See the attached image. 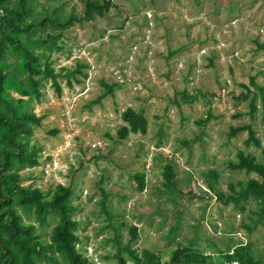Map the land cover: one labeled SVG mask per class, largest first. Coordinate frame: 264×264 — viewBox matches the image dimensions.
<instances>
[{"label":"rangeland","instance_id":"obj_1","mask_svg":"<svg viewBox=\"0 0 264 264\" xmlns=\"http://www.w3.org/2000/svg\"><path fill=\"white\" fill-rule=\"evenodd\" d=\"M111 1L124 13L112 8L94 23L77 22L63 31L60 49L37 48L58 72L84 64L88 76L77 75L80 83L72 80V88L60 78L61 96L51 80L44 81L41 100L30 101L29 110L43 118L31 143L40 149L39 166L17 169L21 185L49 197L60 184L72 187L82 240L78 249L93 264H118L113 257L118 247L111 240L119 228L127 244L131 227L138 229L133 248L139 251L167 252V257L177 243L194 241L198 248L215 243L225 249L232 239L252 243L264 259V218L258 222L254 213L257 200L242 202L245 209L240 210L220 202L209 188L211 183L216 191L231 194L230 185L259 179L232 171L226 163L237 162L239 151L263 161L261 101L252 118L254 93L247 101L239 98L251 78L264 86V50H258L264 44V0ZM37 5L56 9L57 17H82L86 4L39 0ZM45 30L61 32L53 26ZM103 83L114 86V93L96 103L106 91ZM184 93L196 101L185 104ZM128 108L143 112L149 128L146 135L120 141L118 130L126 125L122 114ZM209 112L214 118L199 125ZM245 125L253 128L261 148L246 145L248 131L229 138L232 128ZM168 165L176 174L174 192L166 186ZM211 171L218 177L210 178ZM137 173L146 175L143 192L134 179ZM100 181L109 194L112 222L102 211ZM18 209L25 222L36 224ZM58 220L51 215L45 227H37L45 242ZM124 257L136 264L127 253Z\"/></svg>","mask_w":264,"mask_h":264},{"label":"trees","instance_id":"obj_2","mask_svg":"<svg viewBox=\"0 0 264 264\" xmlns=\"http://www.w3.org/2000/svg\"><path fill=\"white\" fill-rule=\"evenodd\" d=\"M47 1V0H46ZM39 0H0V264H93L90 257L84 256L78 249L81 238L79 222L74 219L77 206L73 204L74 191L71 186L58 185L55 193L49 194L39 188L30 189L21 185V175L17 169L39 166L40 149L31 145L34 127H40L43 121L33 111L29 110L30 101H40L43 93L41 87L44 81L51 80L59 96L63 89L59 79L67 80L69 87H73L72 80L80 83L77 75H88L83 72L87 66L78 64L74 69L61 68L58 72L49 55L39 53L37 48H58V42L64 35L65 29L78 23H94L98 17H104L112 8L122 13L124 11L111 0H85V10L82 17L71 15L57 17V10L51 11L45 5L37 9ZM49 26L61 30L50 33L45 29ZM258 50H264V44H258ZM12 59L14 61H12ZM104 94L96 103L113 95L114 86L103 83ZM246 94L239 99L250 101V115L255 117L258 112L257 101L260 100L264 113V86L251 78L250 86H245ZM253 88L255 91L251 90ZM12 93L20 96L15 99ZM185 104H192L195 97L183 94ZM214 116L209 112L208 118L198 122L207 124ZM125 126L118 130L120 141L127 140L131 134L146 135L149 121L143 112H136L128 108L122 114ZM264 120V115H263ZM249 132L246 145L262 147L255 131L250 125L232 128L229 138H235L242 132ZM58 131H53L56 135ZM263 161L260 162L252 154L245 151L238 152V161H228L226 166L232 171L255 174L259 179L251 178L230 185L231 194L218 192L210 183L209 188L216 192L217 199L235 208L244 210L242 202L256 199L260 205L258 222L264 218V149ZM166 186L170 191H177L176 174L173 168L165 167ZM210 178L218 177L214 171ZM134 179L139 185V191L146 189V175L137 173ZM102 195V211L112 222L113 214L108 207L109 194L100 186ZM239 188V190H237ZM22 208L25 215L34 217L36 224L25 222L18 208ZM51 215L58 216L57 225L52 230L50 242H45L37 227H45ZM124 226V225H122ZM109 227L114 228L112 223ZM250 232L253 228L247 227ZM131 239L123 243L119 228L115 229V242L118 251L113 256L118 264H128L124 253L136 264H264V259L254 252L252 243H243L230 239V245L219 248L215 243H208L205 248L196 247V242L189 244L177 243L175 249L166 257L167 252L139 251L133 246L138 243L140 235L136 227L130 228ZM210 250V252H207Z\"/></svg>","mask_w":264,"mask_h":264}]
</instances>
